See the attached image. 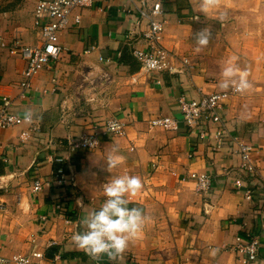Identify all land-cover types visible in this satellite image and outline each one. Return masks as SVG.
<instances>
[{"label": "crops", "instance_id": "obj_1", "mask_svg": "<svg viewBox=\"0 0 264 264\" xmlns=\"http://www.w3.org/2000/svg\"><path fill=\"white\" fill-rule=\"evenodd\" d=\"M133 7L129 0H94L76 9L79 23L71 19L59 32L61 52L23 97L18 84L25 62L8 50L16 41L40 42L33 8L25 33L0 24V108L6 96L13 112L32 119L0 130V256L39 251L38 264H243L233 245L250 232L261 243L254 264H264V0H161V44L188 59L180 74L141 69L131 51L142 43L145 26L136 27L126 14ZM202 31L210 33L206 46L195 42ZM225 68L234 75L224 77ZM241 76L248 88L228 97L222 116L230 134L257 150L259 179L250 199L247 187L233 183L247 177L227 139L214 148L212 139L189 134L182 122L175 130L148 124L156 116L180 120L181 95L230 90ZM112 116L129 120L123 135L100 133ZM93 132L100 133L94 147L72 148L71 142ZM109 154L119 160L107 172ZM59 169L73 181L58 185ZM190 172L207 173L211 189L199 192ZM125 175L142 181L129 207H140L147 220L122 254L97 263L71 237L84 230L81 218L102 204L103 185Z\"/></svg>", "mask_w": 264, "mask_h": 264}, {"label": "built area", "instance_id": "obj_2", "mask_svg": "<svg viewBox=\"0 0 264 264\" xmlns=\"http://www.w3.org/2000/svg\"><path fill=\"white\" fill-rule=\"evenodd\" d=\"M94 0H35L33 6V23L38 29L40 42L36 45H21L18 41L9 48V53L19 55L25 62L22 72L23 79L19 82V95L25 96L30 88L33 77L51 60L56 59L61 52L58 43L59 32L65 29L72 19V23L78 24L80 16L74 14L78 8L88 7ZM110 1V0H105ZM133 3V8L125 10L126 14L132 18L136 27L143 26L139 30L142 43L138 46L133 45L132 55L139 62L141 69L148 74H180L188 69L189 63L186 56H179L166 49L161 44L164 31V20L161 18V0H156L150 5L147 0H129ZM131 31L127 38L130 39ZM3 45V44H2ZM238 85L230 90L218 91L210 94H201L198 98H186L181 95L178 98V108L181 119L167 116H156L148 121L150 127H160L163 129L175 130L182 122L189 134L195 135L200 140L212 139L214 148L221 147L224 139L228 144L235 147V152L240 156L239 170L247 178L246 181L240 178L234 179L236 188L247 187L245 191L247 199H250L251 185L258 182L259 173L256 165V148L249 142L240 139L236 135L230 134L225 128L222 111L224 104L232 93H237ZM12 101L4 96L0 108V130L23 123L31 124L32 119L29 115H20L11 110ZM30 117V118H26ZM129 120L126 117L112 116L103 122L101 134L121 136L125 133V128ZM31 127V126H29ZM31 129V128H30ZM28 131L20 133L21 139L28 138ZM100 133H90L82 135L70 144L72 148L94 147ZM189 153V157H191ZM61 161V158H55ZM56 183L58 185L73 181L61 169L58 170ZM187 178L195 181L196 189L199 192L209 191L212 186V178L205 172H190ZM246 183V184H245ZM40 181L35 180L33 190L40 189ZM262 199L264 201V183L262 185ZM4 209V203L0 200V210ZM238 258L243 264H254L258 259V252L261 243L255 234L247 232L244 237L236 236L233 245ZM42 254L39 251H32L27 254H16L4 258L0 256V264H38ZM103 258L96 259L100 262Z\"/></svg>", "mask_w": 264, "mask_h": 264}, {"label": "clouds", "instance_id": "obj_3", "mask_svg": "<svg viewBox=\"0 0 264 264\" xmlns=\"http://www.w3.org/2000/svg\"><path fill=\"white\" fill-rule=\"evenodd\" d=\"M207 7V4H205ZM210 33L202 31L196 34L197 45L206 46ZM224 77L234 75L232 68H225ZM227 87V82L221 85ZM248 88L243 76L240 77L237 90ZM30 118V117H26ZM119 158L109 154L104 161L106 171L117 166ZM142 188V181L137 176H118L103 185L105 199L98 209H94L81 218L83 231L74 232L71 239L75 247L84 251L93 260L101 257L116 259L129 243L136 239L143 230L147 217L140 207H129V197Z\"/></svg>", "mask_w": 264, "mask_h": 264}, {"label": "rangeland", "instance_id": "obj_4", "mask_svg": "<svg viewBox=\"0 0 264 264\" xmlns=\"http://www.w3.org/2000/svg\"><path fill=\"white\" fill-rule=\"evenodd\" d=\"M34 2L35 0H0L1 27L6 31L18 29L19 33L29 30Z\"/></svg>", "mask_w": 264, "mask_h": 264}]
</instances>
